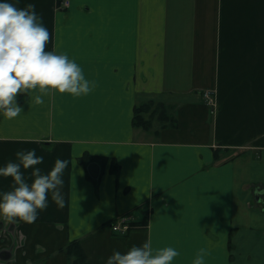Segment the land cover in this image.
<instances>
[{"label": "crops", "instance_id": "crops-1", "mask_svg": "<svg viewBox=\"0 0 264 264\" xmlns=\"http://www.w3.org/2000/svg\"><path fill=\"white\" fill-rule=\"evenodd\" d=\"M71 241L264 264V0H0V264Z\"/></svg>", "mask_w": 264, "mask_h": 264}, {"label": "trees", "instance_id": "trees-1", "mask_svg": "<svg viewBox=\"0 0 264 264\" xmlns=\"http://www.w3.org/2000/svg\"><path fill=\"white\" fill-rule=\"evenodd\" d=\"M149 105H140L136 107L135 109V118H134V124L136 126H143L146 128H149L150 121L148 119H145L143 113L148 110ZM67 249L71 256H75L74 263L75 264H88V261L86 258H84V254L82 250L80 249L78 241H71L69 245L67 246Z\"/></svg>", "mask_w": 264, "mask_h": 264}, {"label": "built area", "instance_id": "built-area-1", "mask_svg": "<svg viewBox=\"0 0 264 264\" xmlns=\"http://www.w3.org/2000/svg\"><path fill=\"white\" fill-rule=\"evenodd\" d=\"M64 3H68L64 1ZM133 226V221L127 215H121L113 222L110 223V227L113 231L124 234L127 233Z\"/></svg>", "mask_w": 264, "mask_h": 264}]
</instances>
